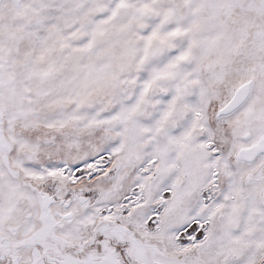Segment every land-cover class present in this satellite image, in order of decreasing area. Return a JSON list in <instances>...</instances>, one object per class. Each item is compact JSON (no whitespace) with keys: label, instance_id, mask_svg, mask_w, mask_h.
I'll list each match as a JSON object with an SVG mask.
<instances>
[{"label":"snow or ice","instance_id":"1","mask_svg":"<svg viewBox=\"0 0 264 264\" xmlns=\"http://www.w3.org/2000/svg\"><path fill=\"white\" fill-rule=\"evenodd\" d=\"M0 264H264V0H0Z\"/></svg>","mask_w":264,"mask_h":264}]
</instances>
